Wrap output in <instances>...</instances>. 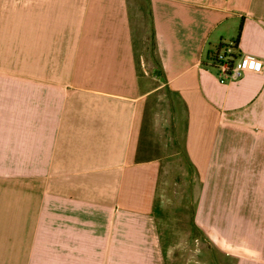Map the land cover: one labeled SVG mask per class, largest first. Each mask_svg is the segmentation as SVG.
Listing matches in <instances>:
<instances>
[{"label": "crops", "instance_id": "0c3cea01", "mask_svg": "<svg viewBox=\"0 0 264 264\" xmlns=\"http://www.w3.org/2000/svg\"><path fill=\"white\" fill-rule=\"evenodd\" d=\"M0 2V264H264V0ZM225 47L259 69L220 84ZM161 92L195 234L141 159Z\"/></svg>", "mask_w": 264, "mask_h": 264}, {"label": "rangeland", "instance_id": "374dc122", "mask_svg": "<svg viewBox=\"0 0 264 264\" xmlns=\"http://www.w3.org/2000/svg\"><path fill=\"white\" fill-rule=\"evenodd\" d=\"M3 8L4 4L3 2H0V14ZM1 19L2 18H0V25H3V21ZM0 41H3L2 36L0 38ZM18 44L19 42H14L13 46L16 48L18 47ZM141 46H143V43H141ZM151 50L152 47H147L139 50L141 53L145 54L146 62L147 60L152 62ZM0 61H2V59ZM31 67L32 66L28 65L5 66L0 64V71H27L32 70ZM41 67L45 68L44 66ZM158 83L159 81L155 82L156 85ZM174 101L176 102L177 99L174 98ZM178 108L180 109L179 105ZM169 110V100L167 96H164V93L155 95L148 99L145 120L142 127L141 159L159 157L165 160L164 169L159 179L156 196L157 204H159L160 201L165 202L163 205L164 208H162L161 211L163 213H161V215H163L167 219H172L174 222V219L179 217L180 212L184 213L185 215H187V218L189 220V233L195 234L196 230L194 229L192 222L194 207L190 206V202H194V193L191 192V187L195 184V177L190 176L192 171H188L187 175L185 174L187 172L183 170L185 162L183 159V153L180 151L181 146L177 143V133H179V130L173 127L176 120L179 119V114L177 113V110L176 112H173L172 128H170L168 123V120L170 119ZM180 200H184L185 202L187 201L189 203L188 206L185 205L184 209L182 210L178 208ZM174 226L175 225L173 224L172 228ZM203 242L205 246L206 244L209 246L206 241L203 240ZM209 248L211 249V247ZM189 250L193 251L194 248H189ZM208 264L212 263L208 262Z\"/></svg>", "mask_w": 264, "mask_h": 264}, {"label": "built area", "instance_id": "2783aa9c", "mask_svg": "<svg viewBox=\"0 0 264 264\" xmlns=\"http://www.w3.org/2000/svg\"><path fill=\"white\" fill-rule=\"evenodd\" d=\"M259 62L251 55L236 56L232 47H225L213 53L209 67L217 73L218 82L227 85L241 79L245 73L259 69Z\"/></svg>", "mask_w": 264, "mask_h": 264}]
</instances>
